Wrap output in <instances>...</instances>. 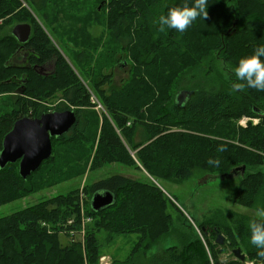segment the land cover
Segmentation results:
<instances>
[{
  "label": "trees",
  "instance_id": "trees-1",
  "mask_svg": "<svg viewBox=\"0 0 264 264\" xmlns=\"http://www.w3.org/2000/svg\"><path fill=\"white\" fill-rule=\"evenodd\" d=\"M49 1L29 0L37 9H43ZM193 2L99 0L86 11L84 16H89L91 10L94 15L103 12L110 42L118 44L125 58L129 55L136 62L134 71L130 70L120 85L114 83L116 87H111L109 93L100 85L112 74L101 76L94 70L99 77L96 80L94 76L90 85L96 89L109 116H102L99 125L98 116L87 109L86 87L41 25L20 0L0 1V25L28 22L31 26L28 43L38 53L39 61L56 58L52 76L27 77L25 91L16 94L15 105L22 112L0 115V148L12 122L26 114L23 111L32 109L29 116L38 117L49 109H72L76 117L66 133L51 138V156L25 179L18 174L17 162L0 169L1 177L9 167L7 176L16 186L10 189L9 182H0V204L19 196V189L29 191L30 179L40 170H45L51 185L82 175L87 165L94 170L111 162L138 170L141 166L155 179L174 182L189 178L194 169L228 177L231 169L243 165V173L236 171L238 182L231 199L243 207L253 204L264 191V170L260 168L264 165V91L246 86L236 88L243 82L236 78L235 68L241 58L264 45V0H208L207 16L198 17L185 32L160 30L159 16L170 8L191 6ZM44 15L52 22L58 21L56 11L52 18L46 12ZM61 26L56 29L64 30ZM8 38H0V92L12 93L16 83L4 81L7 78L4 61L14 49V39ZM84 54L85 51L79 55L81 62L86 58ZM210 55L229 71L221 87L207 90L200 79L180 80L184 71L198 68L202 59ZM164 57L171 61L163 60ZM160 60L166 66L185 65L186 69L165 76L169 77L166 89L156 81L161 71ZM126 64L123 59L118 68ZM199 77L204 75L200 73ZM185 81L191 94L179 106L175 101L179 89L171 91L168 86L177 87ZM57 91H61L57 99L60 101L51 108L47 100L57 98ZM244 117L247 120L242 125L238 120ZM254 118L257 122L252 121ZM220 145H225L227 151L217 152ZM215 157L221 160L219 168L206 163ZM15 166L16 170L10 172ZM100 189L111 191L114 201L94 211L89 200L92 192ZM83 192L88 194L85 213L91 218L85 227L78 187L0 217V264H98L102 245L122 234H137V240L124 258H114L111 264H241L234 259L222 261L220 257L225 247L232 251L240 246L247 259L264 264V257L258 254L264 249L250 243L249 224L259 218L239 215L234 227L225 225L226 237L220 245L215 241L220 231L209 220L198 224L199 234L191 229L179 231L168 212L169 206L178 211L177 207L150 180L112 174L84 187ZM174 233L179 238L174 239ZM162 240L171 242L161 252L150 253V248Z\"/></svg>",
  "mask_w": 264,
  "mask_h": 264
},
{
  "label": "rangeland",
  "instance_id": "rangeland-1",
  "mask_svg": "<svg viewBox=\"0 0 264 264\" xmlns=\"http://www.w3.org/2000/svg\"><path fill=\"white\" fill-rule=\"evenodd\" d=\"M20 1L41 25L49 40L58 47L63 57L66 61H68L69 65L74 70V73L78 76L77 78H79L82 84L86 87L88 91L87 109L89 110L90 108V111L98 116V124L100 125L102 116L107 118H109V116L103 106L101 98L97 94L96 89H94L93 85H90V82H93L95 77L97 80L99 75L105 76L107 74H112L111 77L100 85V88H103L107 93H109L111 87L120 85L121 81L129 76L130 70H132V72L134 71L136 62L129 55L125 58L121 49H119L118 44H112L113 42H110L111 40H109L108 32L103 24V12L99 15H94L93 10H91V14L89 16H87V14L84 16L86 11L92 7L94 8L95 2L98 3L99 0H50L43 9H37L31 2H29V0ZM55 11L58 14L57 22L48 20L44 15V12H46L48 16L52 18ZM48 22L51 24H48ZM14 23L10 22L0 25V38L9 33V30ZM58 25H62L61 27H63L64 30L58 31L56 29ZM74 42L78 43V45L74 44ZM112 49L116 50L111 52L110 55V51ZM84 51L86 58L84 62H81L83 59H80L79 55ZM123 59H126L127 64L118 68V62ZM163 60L171 61V59L167 57H164ZM105 62H107V64ZM158 67L161 71L157 75L156 81L162 89L167 88L166 80L169 77L165 76L171 75L172 72L176 75L177 72L186 70L185 65L179 66L177 64H173L169 67L164 65L162 60L159 61ZM94 70L97 74H99L98 76H95V73H93ZM81 71H83L84 74ZM200 73H202L204 77H199ZM182 74H180V76L182 75L180 80L184 77L193 80L200 79L203 81L202 84L205 89L217 90L221 87L220 84L228 79L229 71L223 67L221 61H218L210 55L202 59L198 68H190V70L184 71ZM114 83L117 85L114 86ZM187 83L185 81L180 86L177 85L176 87L173 85V87L168 86V88L171 91L189 89V87H187ZM9 92H0V115L15 111H17V113L22 112V108H18V105H15L17 93L15 91L12 93ZM57 92V98L55 97L51 98L49 101L47 100L46 104L51 106V108H53L60 101L57 99L61 96V91ZM156 93H158V91ZM72 108L74 107L72 106ZM23 112L26 113L23 115L29 116V114H32V109H29L27 112ZM246 120L247 118L244 117L238 121L240 124L244 125ZM252 121L257 122V119L254 118ZM88 168L89 165H87L86 170L82 175L68 180H63L57 184L52 183L51 185H48L50 183L45 170L38 171L30 179L28 184V187L30 188L29 191L23 192L19 189L18 191L21 193L19 196L0 204V217L9 215L21 208L30 207L37 202L46 200L57 194L66 193L76 187H78V192L80 194L81 213L84 215V202L86 195H88L87 193L84 194V187H89L94 182L109 177L112 174H122L129 175L140 180H150L158 186L163 193L171 199L178 211H180L181 214L172 206H169L168 208V212L172 215L176 225L175 227L181 232L185 229H191L193 232H197L199 234L200 229L198 224L204 222L205 220H209L212 222V225L218 227V230L220 231L219 233L222 234L224 241V238L226 237L224 233L225 225L231 228L234 227V221L239 215L264 219L262 217H258L256 213V210L261 208L264 202V191H262L255 198L250 207H243L232 201L231 198L233 190L234 187L237 186L238 182L237 175L232 177H221L215 176L216 174L203 173V171L201 172L194 169L189 178L179 182H174L171 180L155 179L143 170L141 166V169L139 168L138 170L117 162L107 163L94 170H89ZM260 168L264 170V165ZM15 170L16 166L15 169L10 172ZM8 172L9 167L4 173L6 179L2 175L0 177V182L10 183V179L7 176ZM15 187L16 186L11 184L9 188L11 189ZM181 215L186 221L182 220ZM83 217L84 222L82 227H85L86 224L91 223V218L87 216L86 213ZM68 222L71 223L72 221L69 220ZM190 226L192 228H190ZM83 234L84 233L79 234L80 240L83 238ZM172 236L174 239L179 238V235L176 233ZM73 239L76 240L77 238L74 236ZM136 240L137 234L117 235L112 242L102 245L101 254L98 257V264L100 263V258L102 256H105L108 264H111L112 259L114 258H124L129 253ZM170 242V240L160 241L157 245L150 248V253H156V251L161 252L162 249H165ZM225 248L226 249L222 250L220 253L222 261L234 259L240 261L241 264H260L247 259L246 253L242 248L241 251L245 255V259L242 261L232 254L230 248Z\"/></svg>",
  "mask_w": 264,
  "mask_h": 264
},
{
  "label": "water",
  "instance_id": "water-1",
  "mask_svg": "<svg viewBox=\"0 0 264 264\" xmlns=\"http://www.w3.org/2000/svg\"><path fill=\"white\" fill-rule=\"evenodd\" d=\"M1 1V0H0ZM11 33L18 41H25L30 33V25L20 22L13 25ZM191 94L188 89L176 92L175 101L182 105ZM75 113L72 109L48 110L38 117L23 115L16 118L11 128L4 134L0 148V169L8 163L17 162L18 174L25 179L38 169L43 160L48 159L52 153L51 138L66 133L75 122ZM236 171L243 173L244 166H236L228 173V177L236 175ZM104 193L102 196L99 193ZM114 201V195L107 189L92 192L89 205L92 210L98 211ZM215 241L223 243V236L216 233ZM232 254L239 260H244L245 255L240 247L232 249Z\"/></svg>",
  "mask_w": 264,
  "mask_h": 264
},
{
  "label": "clouds",
  "instance_id": "clouds-1",
  "mask_svg": "<svg viewBox=\"0 0 264 264\" xmlns=\"http://www.w3.org/2000/svg\"><path fill=\"white\" fill-rule=\"evenodd\" d=\"M208 0H194L191 6L184 4L170 8L165 15L158 18L160 30L174 29L183 33L198 18L207 16L206 8ZM236 78L243 82L237 84L236 88L248 87L257 91H264V45L257 46L251 55L245 56L238 61L235 68ZM217 152L227 151L225 145H220ZM206 163L215 168H219L221 160L219 157L209 158ZM101 196L104 193H99ZM257 216L264 218V208L256 210ZM250 243L258 249H264V219L252 220L249 224ZM264 257V251L258 253Z\"/></svg>",
  "mask_w": 264,
  "mask_h": 264
},
{
  "label": "flooded vegetation",
  "instance_id": "flooded-vegetation-1",
  "mask_svg": "<svg viewBox=\"0 0 264 264\" xmlns=\"http://www.w3.org/2000/svg\"><path fill=\"white\" fill-rule=\"evenodd\" d=\"M16 23L20 22H15L14 24ZM13 25L11 26L9 33L1 37V39L8 40V36H11L14 39V49L4 61V69L7 71V75L5 76L7 78L4 81L16 83L15 92L17 94H23L27 84V77H50L55 73L56 58H46L39 61L40 57L38 53H36L34 48L28 43L31 35V26L30 33L26 40L18 41V39L11 33Z\"/></svg>",
  "mask_w": 264,
  "mask_h": 264
},
{
  "label": "built area",
  "instance_id": "built-area-1",
  "mask_svg": "<svg viewBox=\"0 0 264 264\" xmlns=\"http://www.w3.org/2000/svg\"><path fill=\"white\" fill-rule=\"evenodd\" d=\"M99 264H108V262H107L105 256H102V257L100 258V263H99Z\"/></svg>",
  "mask_w": 264,
  "mask_h": 264
},
{
  "label": "bare ground",
  "instance_id": "bare-ground-1",
  "mask_svg": "<svg viewBox=\"0 0 264 264\" xmlns=\"http://www.w3.org/2000/svg\"><path fill=\"white\" fill-rule=\"evenodd\" d=\"M209 244V243H208ZM201 248V247H200ZM211 253V252H210Z\"/></svg>",
  "mask_w": 264,
  "mask_h": 264
}]
</instances>
